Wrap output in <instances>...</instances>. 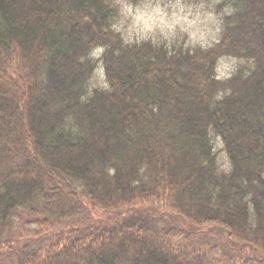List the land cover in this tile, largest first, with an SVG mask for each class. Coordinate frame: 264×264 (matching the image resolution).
<instances>
[{
  "label": "trees",
  "instance_id": "obj_1",
  "mask_svg": "<svg viewBox=\"0 0 264 264\" xmlns=\"http://www.w3.org/2000/svg\"><path fill=\"white\" fill-rule=\"evenodd\" d=\"M224 4L206 50L128 41L116 0H0V264H264V0Z\"/></svg>",
  "mask_w": 264,
  "mask_h": 264
},
{
  "label": "rangeland",
  "instance_id": "obj_2",
  "mask_svg": "<svg viewBox=\"0 0 264 264\" xmlns=\"http://www.w3.org/2000/svg\"><path fill=\"white\" fill-rule=\"evenodd\" d=\"M221 16L209 5L203 7L199 0H147L145 6L125 4L122 26L135 42L159 38L172 42L179 37L189 45L209 47L221 36ZM238 66L231 58L222 59L218 66L219 80L232 76ZM99 76L102 79L101 73Z\"/></svg>",
  "mask_w": 264,
  "mask_h": 264
}]
</instances>
